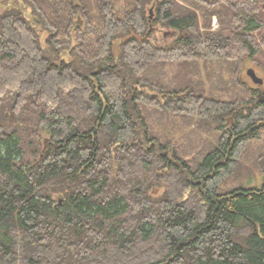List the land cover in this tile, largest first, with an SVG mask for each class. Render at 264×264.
Here are the masks:
<instances>
[{
  "label": "trees",
  "instance_id": "obj_1",
  "mask_svg": "<svg viewBox=\"0 0 264 264\" xmlns=\"http://www.w3.org/2000/svg\"><path fill=\"white\" fill-rule=\"evenodd\" d=\"M12 1L0 11V264H264V183L218 191L264 128L242 135L264 123V101L234 79L264 50V0H158L151 20L153 0ZM150 24L146 40H122ZM208 68H229L243 93L215 96ZM170 116L215 132L193 168L153 128Z\"/></svg>",
  "mask_w": 264,
  "mask_h": 264
},
{
  "label": "rangeland",
  "instance_id": "obj_2",
  "mask_svg": "<svg viewBox=\"0 0 264 264\" xmlns=\"http://www.w3.org/2000/svg\"><path fill=\"white\" fill-rule=\"evenodd\" d=\"M124 2V0H120ZM158 0H153L151 4H149L146 8L147 13L152 10L154 13L155 3ZM186 1V2H185ZM179 2L183 5L186 3L192 2V0H185ZM12 0H0V11L4 5H9ZM201 23L202 18L200 19ZM80 22V19L78 20ZM211 29H217L219 26V22L216 16H212L211 18ZM165 31H158L156 36L161 39L162 35ZM164 36V35H163ZM115 54L118 53V47L114 48ZM117 55V54H116ZM249 68H253L256 74L264 80V50H261L254 58H250L245 56L241 64L237 66V70L235 72L234 79L238 82H242L247 84L250 87L255 88V96L259 99V97L264 98V85L258 86L253 83L250 77L247 75L246 71ZM222 72L221 78L218 77L219 71L212 70L208 68V72L205 75V71L203 73L204 86L206 89H211L212 83L213 86V94L215 96L217 94H221L222 96L229 97L227 95L234 94L239 95L242 94V90L240 87H235L236 84L234 79H231L233 73L230 74V69L225 68ZM219 88L220 90H217ZM258 88H260L258 90ZM206 96H209V91L204 92ZM243 97L248 98L245 94ZM171 118L167 121H159L154 124V130L160 134L161 140L173 139L175 141V145L177 146V150L179 152L180 159L190 168L194 167V160L200 157L201 150L205 148V151L209 149L204 143L209 140H214L215 132H210V135H207L206 131H201V138L197 137L191 132L192 125H184L182 124L177 116H170ZM230 125V124H229ZM231 126V125H230ZM162 135V136H161ZM167 137L165 139V137ZM205 139V140H204ZM204 151V152H205ZM202 156V154H201ZM179 166L183 162L180 160H175ZM183 165V164H182ZM181 167V166H180ZM183 168V167H182ZM181 168V169H182ZM184 169V168H183ZM264 183V128H260V130L252 137L246 139L242 143L241 155L238 160V165L235 171L225 178V180L221 183L219 187V193L228 192L236 188H260ZM163 187L159 184H154L152 186V192L155 195H159L163 192ZM189 190L184 194V198H187L189 195Z\"/></svg>",
  "mask_w": 264,
  "mask_h": 264
},
{
  "label": "water",
  "instance_id": "obj_3",
  "mask_svg": "<svg viewBox=\"0 0 264 264\" xmlns=\"http://www.w3.org/2000/svg\"><path fill=\"white\" fill-rule=\"evenodd\" d=\"M152 17H153V13H152V10H150L149 20H151ZM152 30H153V27L150 24L149 29L147 30V32L145 33L144 36L135 34L133 32H130V35L127 36V37H123L122 40H124L126 38H130V37H134V38L140 39V40H146ZM168 34H169V32L168 31H165L163 35L164 36H167ZM116 54H118V53L116 52ZM246 73L250 77V79L252 80L253 83H255L257 85L263 84V79L256 74V72H255V70L253 68L247 69ZM259 98H260L261 101H264V98H262V97H259ZM263 125H264L263 122H259V123L255 124L254 126H252L251 128H249V130L247 132L243 133L242 135H245L246 133L250 134L253 129H256V128L261 127ZM46 147H47V144H45L44 149Z\"/></svg>",
  "mask_w": 264,
  "mask_h": 264
},
{
  "label": "flooded vegetation",
  "instance_id": "obj_4",
  "mask_svg": "<svg viewBox=\"0 0 264 264\" xmlns=\"http://www.w3.org/2000/svg\"><path fill=\"white\" fill-rule=\"evenodd\" d=\"M262 85H264V80H263V84H261V85H258V86H262ZM260 88H258V90H259Z\"/></svg>",
  "mask_w": 264,
  "mask_h": 264
},
{
  "label": "bare ground",
  "instance_id": "obj_5",
  "mask_svg": "<svg viewBox=\"0 0 264 264\" xmlns=\"http://www.w3.org/2000/svg\"><path fill=\"white\" fill-rule=\"evenodd\" d=\"M259 100H260V98H259Z\"/></svg>",
  "mask_w": 264,
  "mask_h": 264
}]
</instances>
